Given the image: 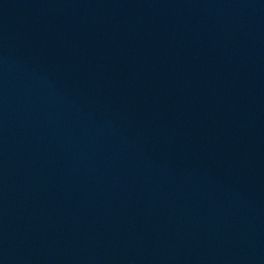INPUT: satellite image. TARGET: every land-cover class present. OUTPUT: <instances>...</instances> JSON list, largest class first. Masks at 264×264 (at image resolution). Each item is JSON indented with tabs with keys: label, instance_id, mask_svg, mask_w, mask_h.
<instances>
[{
	"label": "water",
	"instance_id": "95a60500",
	"mask_svg": "<svg viewBox=\"0 0 264 264\" xmlns=\"http://www.w3.org/2000/svg\"><path fill=\"white\" fill-rule=\"evenodd\" d=\"M0 264H264V0H0Z\"/></svg>",
	"mask_w": 264,
	"mask_h": 264
}]
</instances>
